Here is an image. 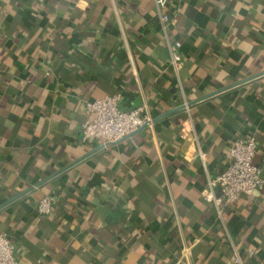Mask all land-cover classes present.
I'll list each match as a JSON object with an SVG mask.
<instances>
[{"label":"crops","instance_id":"1","mask_svg":"<svg viewBox=\"0 0 264 264\" xmlns=\"http://www.w3.org/2000/svg\"><path fill=\"white\" fill-rule=\"evenodd\" d=\"M167 11L164 29L155 0H0V230L18 264H264V189L224 219L204 198L235 139L264 164V0ZM114 93L152 122L100 149L85 103Z\"/></svg>","mask_w":264,"mask_h":264},{"label":"built area","instance_id":"2","mask_svg":"<svg viewBox=\"0 0 264 264\" xmlns=\"http://www.w3.org/2000/svg\"><path fill=\"white\" fill-rule=\"evenodd\" d=\"M169 2L170 0H155L156 11L164 29L171 20L167 11ZM170 63L176 71L180 70L183 63L180 50H171ZM121 100L122 94L114 93L85 103L89 117L83 125V140H100L101 145L107 146L152 122L149 117L143 115L144 107L124 110L119 106ZM257 155L258 145L255 137L248 135L235 139L229 149L225 170L209 180L204 198L215 206L221 219H224L226 206L236 202L243 195H252L264 189V164L255 163ZM200 156L204 160L205 153L200 152ZM56 202L54 195L44 196L38 203V212L51 215ZM184 252L189 254V248H185ZM246 252L253 256L255 249L251 247ZM234 263L244 264L239 252L236 253ZM0 264H18L14 241L1 230Z\"/></svg>","mask_w":264,"mask_h":264},{"label":"water","instance_id":"3","mask_svg":"<svg viewBox=\"0 0 264 264\" xmlns=\"http://www.w3.org/2000/svg\"><path fill=\"white\" fill-rule=\"evenodd\" d=\"M145 126H143V127H141L140 129H138L137 131H135V132H138L139 130H141L142 128H144ZM135 132H133V133H135ZM133 133H131V134H133ZM130 135V134H129ZM127 137V136H126ZM125 138V137H124ZM123 138V139H124ZM123 139H121V140H123ZM121 140H119V141H117V142H114L113 144H116V143H118V142H120ZM105 146L104 145H101L99 148L100 149H102V148H104ZM255 163H257L256 161H255ZM258 164V163H257Z\"/></svg>","mask_w":264,"mask_h":264}]
</instances>
